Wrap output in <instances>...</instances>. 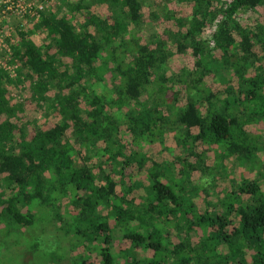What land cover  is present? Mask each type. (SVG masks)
Wrapping results in <instances>:
<instances>
[{"label": "trees", "instance_id": "obj_1", "mask_svg": "<svg viewBox=\"0 0 264 264\" xmlns=\"http://www.w3.org/2000/svg\"><path fill=\"white\" fill-rule=\"evenodd\" d=\"M49 1L0 0V30H10L4 52L14 67L12 77L0 68V230L6 241L22 238L23 247L48 258L37 239L26 236L43 216L60 223L61 240L76 250L88 241L100 244L96 260L72 264H117L115 233L127 244V264H264V181L258 179L264 171V32L237 22L264 0L221 6L219 0H161L162 12L171 2H192L193 14L175 20L177 30L168 37L153 29L147 38L141 0H60L58 15L44 11ZM101 6L109 16L97 13ZM35 33L43 36L40 44ZM166 38L177 54L191 55L190 70H169L174 53ZM208 77L225 88L211 91ZM22 85L33 110L58 120L24 118V101L12 102L8 90ZM167 134L184 157L163 166L135 150L147 141L170 151ZM210 153L222 171L221 162L232 159L258 172L206 202L213 175L205 184L190 177L211 176ZM140 172L148 189L139 195L132 178ZM198 197L205 198L203 210ZM169 230L177 242L170 243ZM70 235L78 240L69 243Z\"/></svg>", "mask_w": 264, "mask_h": 264}, {"label": "rangeland", "instance_id": "obj_2", "mask_svg": "<svg viewBox=\"0 0 264 264\" xmlns=\"http://www.w3.org/2000/svg\"><path fill=\"white\" fill-rule=\"evenodd\" d=\"M71 2H75L77 0H68ZM160 1L161 0H141L142 3V15L144 19L146 20V34L143 33V37L147 38L149 33H153L152 30L156 29L157 33L162 35L163 33H166V37H168V33L177 30L176 25L174 24L175 20L181 19V18H188L193 14V3H169L166 4L165 9L163 8V12L160 7ZM230 0H219L216 4L218 6H221L223 3H227ZM60 0H50L47 4L43 5L44 11H48V9L53 11V15H58L59 10L63 2H66V0H63V2ZM97 13L102 17L109 16V11L106 8L97 7ZM152 13H155L158 15V18H153L151 16ZM78 20L79 17L74 16L72 17V21L75 22V20ZM237 22L243 26L244 28L252 29L253 31L257 32L260 28H262L264 32V2L263 4L257 8L254 11L248 12L241 17L237 19ZM169 31V32H167ZM10 33V30L4 31L3 35V42L5 44L7 34ZM209 31H206L204 34L205 37H208ZM43 36L40 33H35L33 35V41L37 44H40L42 42ZM5 40V41H4ZM166 48L172 53H174V56L170 59L169 62V70L172 72L179 71L183 68L185 69H191L193 66V61L190 54H177L175 47L173 43L170 41V39L166 38ZM10 60L8 59L6 53L4 51L0 52V64H8L10 65ZM252 73V71H250ZM230 77V85L236 90L238 88V82L236 78ZM227 81V79H226ZM206 85H209L211 91H222L225 88V82H217L216 79L213 77H208L207 81L205 82ZM8 90L12 99V102H18V101H24L25 107L23 112V117L26 118L29 121H37L38 123L43 122L44 120H52L57 121L56 116H50L49 113H47L44 109L40 111H35L32 109L30 104L26 103L27 93L25 87L23 85L21 87H15V86H8ZM146 99V98H145ZM164 140V146L168 148V150L162 149L159 144H154L150 142L141 141L140 144L135 148L138 152H144L148 158L153 159L155 162L159 164H163V166L166 164V162H171L173 158H177L178 156L184 157L185 153L176 147L174 139L169 136L168 134L165 137ZM196 150L198 152L204 150L201 148L200 145H196ZM93 154V151H91L89 154L85 152V156L87 158H90ZM212 153L207 154V157H210L206 161V167L210 169H214L211 176L208 171H206L205 175L202 176V179L200 178L199 172H193L191 173L190 180L193 182H199L200 184H205V182H208L212 175L213 180H211L210 183L206 185V188L209 189V196L203 199L206 200V202H216L217 198H220L223 191H227L229 189L234 188L237 189L240 181L244 178H254V174H256L258 171L252 170L251 172L244 171L243 168H240L236 162H233L232 159L222 161L223 165V171L222 168L218 166L217 159L212 157ZM261 161H264V154L261 155ZM190 162H194L192 158H189ZM94 164V162L90 163ZM149 165H147L148 167ZM131 170L127 171L130 172ZM131 173V172H130ZM221 175V176H220ZM258 179L264 181V171L261 170L260 174H258ZM210 178V179H209ZM134 181L136 180L139 184H137L136 192L140 195L143 193V190L147 191L148 189V181L147 176H145V173L140 172L137 174H134L133 178ZM201 179V180H200ZM241 185V184H240ZM185 189H190L189 185L186 184L184 186ZM184 198L185 195L183 194ZM202 197H198L194 199V202L199 210L204 209V202ZM63 204H67V200L63 201ZM71 215H74L72 213ZM71 223V222H70ZM60 226V223L58 225L57 222H54L53 224H48V219L45 217H40L37 219V225L34 229L28 230L29 232L26 234L28 236L30 234L29 240H35L40 243L41 249L44 251L45 255L46 253L49 254L48 258L47 256H40L38 255V252L33 249H27L23 247V239L17 238V241L14 244L12 239H10L11 243L6 241V235L5 230H0V242H5L9 244V246L4 245L5 247L1 246L2 243H0V264H72L79 259H83L84 257H90L94 258L96 260V257L94 256L95 248L99 247L100 244L97 241H88L87 243H83L81 241L80 244H82L84 247H80L81 249L76 250L75 248L71 247L69 244H66V241H62V232L58 231L57 228ZM1 227V225H0ZM2 229V227H1ZM163 231H166V227L163 229ZM170 237L172 240L170 243L177 242V237L174 235L173 230H169ZM41 237V239H39ZM193 237V242H196L198 240V237ZM182 238V235H178V240ZM69 243H73L76 240H78L73 235L69 236ZM65 243V244H64ZM125 242L121 238V234H114L111 238V252L113 253L115 260L117 261V264H127V260L129 257V254L123 252V248L125 247ZM38 249V248H37ZM223 250V254H226L228 251V248L226 246H221L218 248V251ZM91 252V254H90ZM138 254H141L140 251L137 252ZM45 257V258H44ZM43 258L45 259L43 261ZM47 258V259H46Z\"/></svg>", "mask_w": 264, "mask_h": 264}, {"label": "built area", "instance_id": "obj_3", "mask_svg": "<svg viewBox=\"0 0 264 264\" xmlns=\"http://www.w3.org/2000/svg\"><path fill=\"white\" fill-rule=\"evenodd\" d=\"M41 9V8H40ZM3 35L4 32L0 30V52L5 51L6 47L3 42ZM0 68L6 72H9L10 76L12 77L14 75V67L11 65L6 64H0Z\"/></svg>", "mask_w": 264, "mask_h": 264}]
</instances>
